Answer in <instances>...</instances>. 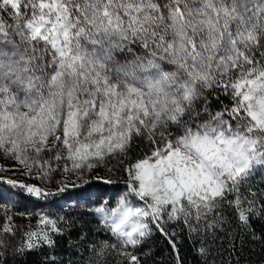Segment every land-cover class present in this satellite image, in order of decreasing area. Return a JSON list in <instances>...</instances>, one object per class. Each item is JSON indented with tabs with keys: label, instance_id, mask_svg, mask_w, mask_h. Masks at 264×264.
I'll use <instances>...</instances> for the list:
<instances>
[{
	"label": "snow or ice",
	"instance_id": "6c2138e0",
	"mask_svg": "<svg viewBox=\"0 0 264 264\" xmlns=\"http://www.w3.org/2000/svg\"><path fill=\"white\" fill-rule=\"evenodd\" d=\"M217 89L231 106L202 117ZM258 166L264 0H0V255L54 248L68 221L51 209L119 170L123 191L89 210L110 235L87 264H144L153 232L176 251L172 225L214 234L226 206L248 225Z\"/></svg>",
	"mask_w": 264,
	"mask_h": 264
},
{
	"label": "trees",
	"instance_id": "16d2710c",
	"mask_svg": "<svg viewBox=\"0 0 264 264\" xmlns=\"http://www.w3.org/2000/svg\"><path fill=\"white\" fill-rule=\"evenodd\" d=\"M231 104V97L217 89V94L209 95L206 99L205 107L208 111H219ZM141 145L144 146V142L138 140L135 143L136 149ZM240 191L245 207L249 201L256 202L248 225H242L233 210L226 206L222 211L224 222L214 234L205 233L202 229L198 235L190 234L183 224L181 228H175L176 251L165 237L153 232L140 253L144 264H176L177 252L183 264H237V261L239 264H264V213L259 212L264 206V182L251 176ZM86 215L89 222L74 218L62 227L66 232L56 237L54 248L45 246L22 255L4 252L0 255V264H47L53 256L57 264H87L90 259L89 245L106 239L110 234L101 231L102 225L94 214L86 212ZM168 231L173 232L170 229ZM202 243L209 252L206 261L198 254ZM119 259L115 254L110 255L108 264H117Z\"/></svg>",
	"mask_w": 264,
	"mask_h": 264
},
{
	"label": "rangeland",
	"instance_id": "374dc122",
	"mask_svg": "<svg viewBox=\"0 0 264 264\" xmlns=\"http://www.w3.org/2000/svg\"><path fill=\"white\" fill-rule=\"evenodd\" d=\"M213 94H217V90H205V97L197 102V110L201 112L202 117H206V113L204 112V107L207 106L206 105V99L209 98V95H213ZM201 102L203 104H201ZM228 107H230V106H228ZM210 111L214 113L218 110L211 109ZM147 148H148V146H147L146 142H144V146L141 145V147L138 149H136V146H134V149H136V150H133L134 152L132 153V156L136 157V156L143 155L147 151ZM112 163H115V162L113 161ZM100 171H101V174H105L104 169H101ZM252 177L253 178L255 177L257 179H261L264 182V168H260L258 166L256 171L253 173ZM125 178L126 177L119 170H117V172L113 176V179L117 181L116 184H114V185H103V184L94 182L90 185L85 186V188L81 191H78V192L74 191L72 193V197H73L72 201H69L67 204L65 203L64 200H61L59 202V205L62 206V210H58V207H53L51 209V211L56 213L57 215L66 216L68 222H71V220L74 218L79 219L81 222H89L88 217L86 215V212H90L89 211L90 208L94 206L93 202L96 201L97 198L101 197V196H103L105 199L111 198V199L115 200L116 196L120 192H122L124 189L123 180ZM76 200H79V206L78 207L75 204ZM28 207L31 209V204H28ZM97 219L99 220L98 217H97ZM17 222L22 223L23 221H17ZM68 222L62 223L60 226L64 227L65 225L68 224ZM175 228H181V224L180 225H172L168 229H170L171 231H174ZM19 239H20V237H17V240L12 242L13 247L17 244ZM4 252L13 253L11 247L7 251H4Z\"/></svg>",
	"mask_w": 264,
	"mask_h": 264
}]
</instances>
